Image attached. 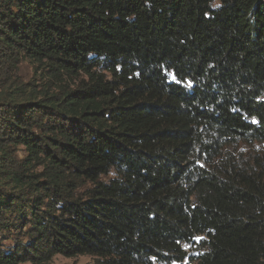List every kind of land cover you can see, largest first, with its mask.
<instances>
[{"label":"trees","instance_id":"obj_1","mask_svg":"<svg viewBox=\"0 0 264 264\" xmlns=\"http://www.w3.org/2000/svg\"><path fill=\"white\" fill-rule=\"evenodd\" d=\"M0 239L264 264V0H0Z\"/></svg>","mask_w":264,"mask_h":264},{"label":"rangeland","instance_id":"obj_2","mask_svg":"<svg viewBox=\"0 0 264 264\" xmlns=\"http://www.w3.org/2000/svg\"><path fill=\"white\" fill-rule=\"evenodd\" d=\"M16 68L17 69L12 68L14 69L12 73L16 75V79L20 80L25 84H28V87L39 88L42 87L44 83H47L46 78H48V75L45 72L40 71L37 66H35L32 62L28 60H23L17 63ZM21 154L22 152H20V155ZM0 244L5 247L11 244V240L0 239ZM20 264L37 263L24 262ZM46 264H100V261L99 259L91 255H78L75 257H66L61 254H54L51 260Z\"/></svg>","mask_w":264,"mask_h":264}]
</instances>
